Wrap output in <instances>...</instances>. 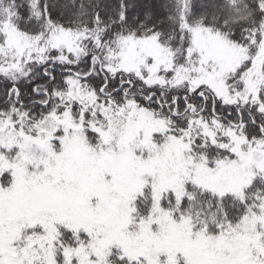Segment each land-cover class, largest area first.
<instances>
[{
    "label": "snow or ice",
    "instance_id": "snow-or-ice-1",
    "mask_svg": "<svg viewBox=\"0 0 264 264\" xmlns=\"http://www.w3.org/2000/svg\"><path fill=\"white\" fill-rule=\"evenodd\" d=\"M0 264H264V0H0Z\"/></svg>",
    "mask_w": 264,
    "mask_h": 264
},
{
    "label": "trees",
    "instance_id": "trees-1",
    "mask_svg": "<svg viewBox=\"0 0 264 264\" xmlns=\"http://www.w3.org/2000/svg\"><path fill=\"white\" fill-rule=\"evenodd\" d=\"M140 2H147V0H140Z\"/></svg>",
    "mask_w": 264,
    "mask_h": 264
}]
</instances>
